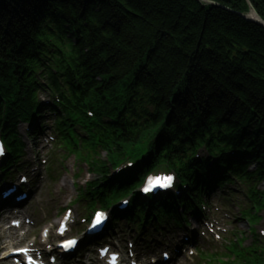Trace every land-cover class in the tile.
Wrapping results in <instances>:
<instances>
[{
	"label": "trees",
	"instance_id": "obj_1",
	"mask_svg": "<svg viewBox=\"0 0 264 264\" xmlns=\"http://www.w3.org/2000/svg\"><path fill=\"white\" fill-rule=\"evenodd\" d=\"M209 1L247 11L245 0ZM248 1L264 20V0ZM46 25L71 36L65 79L74 88L79 77L78 102L111 131L104 158L92 159L96 177L108 172L106 158L141 139L154 140L157 156L207 136L212 147L247 149L239 162L254 161L264 179L262 28L195 0H0V96L16 94L11 113L29 106L26 61ZM255 261L238 256L230 264Z\"/></svg>",
	"mask_w": 264,
	"mask_h": 264
},
{
	"label": "water",
	"instance_id": "obj_2",
	"mask_svg": "<svg viewBox=\"0 0 264 264\" xmlns=\"http://www.w3.org/2000/svg\"><path fill=\"white\" fill-rule=\"evenodd\" d=\"M198 4H200L202 7H220L227 12L233 13L237 15L238 17L242 18L248 23L254 24L264 30V20H262L259 15L256 13L254 8L252 7L251 3L248 0H245L246 5H247V12L246 13H237L233 12L225 7H222L218 5L215 2L209 1V0H195Z\"/></svg>",
	"mask_w": 264,
	"mask_h": 264
},
{
	"label": "rangeland",
	"instance_id": "obj_3",
	"mask_svg": "<svg viewBox=\"0 0 264 264\" xmlns=\"http://www.w3.org/2000/svg\"><path fill=\"white\" fill-rule=\"evenodd\" d=\"M72 162L74 163V161H73V159H72ZM66 179V178H65ZM89 179H92L89 175L88 176H83L82 178H81V182H80V184H83V182H84V180H89ZM65 182L67 183V186H68V188H69V195L68 196H66L65 197V201L67 202V201H69V200H73L75 197H76V194L74 193V190L71 188V187H69V185H68V182L65 180ZM65 187V186H64ZM70 195H71V198H70Z\"/></svg>",
	"mask_w": 264,
	"mask_h": 264
},
{
	"label": "snow or ice",
	"instance_id": "obj_4",
	"mask_svg": "<svg viewBox=\"0 0 264 264\" xmlns=\"http://www.w3.org/2000/svg\"><path fill=\"white\" fill-rule=\"evenodd\" d=\"M171 177H168L167 180L169 181V183H165L163 185H161L162 187H170V181H171ZM147 191V189H145ZM97 223H99V214H98V218H97Z\"/></svg>",
	"mask_w": 264,
	"mask_h": 264
}]
</instances>
